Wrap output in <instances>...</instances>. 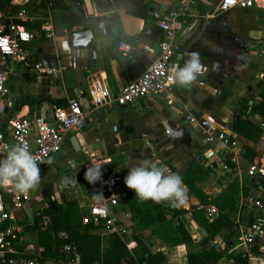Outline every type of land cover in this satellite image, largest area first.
Returning <instances> with one entry per match:
<instances>
[{"label": "crops", "instance_id": "1", "mask_svg": "<svg viewBox=\"0 0 264 264\" xmlns=\"http://www.w3.org/2000/svg\"><path fill=\"white\" fill-rule=\"evenodd\" d=\"M156 1L162 8L150 14L144 0H0V21H14L15 13H7L3 6L17 10L24 6L29 20L20 24L37 32L24 47L25 61L11 64L12 72L6 78L10 106L0 115L2 128L9 129L8 120L14 115H40L52 121L54 109L64 107L71 97L80 100L85 114L82 131L69 133L59 153L39 165L41 182L28 191L39 200L31 199L14 209L12 187H0L6 209L25 227L24 246L39 247L37 232L48 224L43 210L49 204H68L70 224L71 218L80 224L71 229L82 230V219L89 216L95 196L91 184L83 179L81 166L92 159L95 165L101 164L104 174L120 177L119 198L111 213L121 224H131L136 221L126 201L130 189L123 180L129 168L148 158L182 177L188 204L181 207L186 210L181 220L191 237L188 243L172 245L145 236L151 242L150 254L157 252H153L156 243L163 264H186L188 252L213 247L221 255L215 264H257L248 261L247 247L237 237L258 214L248 199L264 201V179L247 173L252 166L264 170L262 3L255 0L252 6L211 13L213 0H187L186 16L175 27L176 51L169 72L196 52L206 69L203 75L190 87L173 84L168 95L153 94L123 106L88 103L93 84L103 83L113 97L157 58L162 39L157 21L177 0ZM85 29L92 32L89 44L69 46L67 35ZM120 36L138 43L128 62L113 57V41ZM180 45L184 47L181 54L177 52ZM119 49L128 51L129 46L120 44ZM34 64L58 68L59 73L41 75ZM177 132L182 135L177 137ZM208 133L216 136L212 142L205 140ZM65 177L73 178L72 182L62 183ZM90 224V232L106 237L101 225H96L101 222ZM207 235L211 237L202 243ZM130 246L134 249L135 243ZM253 249L264 260V230Z\"/></svg>", "mask_w": 264, "mask_h": 264}, {"label": "built area", "instance_id": "2", "mask_svg": "<svg viewBox=\"0 0 264 264\" xmlns=\"http://www.w3.org/2000/svg\"><path fill=\"white\" fill-rule=\"evenodd\" d=\"M258 1L264 6V0ZM254 4L255 0H220L216 10L224 12L234 7H248ZM186 5L187 0H177L175 6L158 19L157 24L162 31V39L158 45L157 58L150 62L141 74L129 79L113 97L103 83L93 84L88 96V103L91 106L99 107L111 102L123 106L153 94H169L173 85L170 83L169 62L176 51L175 27L177 22L186 16ZM13 19L14 21L8 23L0 21V115L6 114L10 106L6 78L12 72L11 64L14 61H25L24 47L37 36L35 30L20 24L29 20L27 9L24 6L18 8ZM33 67L41 75L59 73L58 68L43 67L40 64H34ZM8 121L10 125L8 130H4L0 122V158L6 155L8 147L11 145L26 143L33 157L41 162L38 164L39 166L51 155L59 153L69 133L82 131L85 114L80 100L77 97H71L64 107L54 109L52 121H48L40 115H14ZM215 135L222 138L221 134ZM215 137L208 133L205 140L212 142ZM89 166H95L92 159L82 164L83 173ZM256 170L264 173L262 168L254 166L250 167L247 173L254 175ZM119 182L118 175L102 172L101 179L95 182L97 195L90 205L89 216L83 218L84 222H101L96 225H101L105 231L104 234L118 237L125 233V228L114 217L111 210L112 207L117 206ZM31 199L39 200L36 196L31 198L28 191L20 193L13 187L11 188L10 202L14 209L21 208L23 203ZM248 202L258 211V214L250 222L247 231L238 235L237 240L247 247L246 256L249 262L264 264V260L259 259L253 251L255 239L264 230V201L254 198L248 199ZM24 233L25 227L17 222L12 212L6 209L5 198L0 193V264H41V248L32 244L24 246ZM129 247L126 246L128 249H132L131 246ZM23 250H28L30 253L25 254ZM62 250L71 264H78L79 252L76 247L64 244ZM156 251L158 252L160 249L157 248Z\"/></svg>", "mask_w": 264, "mask_h": 264}, {"label": "trees", "instance_id": "3", "mask_svg": "<svg viewBox=\"0 0 264 264\" xmlns=\"http://www.w3.org/2000/svg\"><path fill=\"white\" fill-rule=\"evenodd\" d=\"M31 27H36V25L33 24ZM90 189L96 196V186L91 184ZM126 201L132 219L141 227L159 226L163 242L175 245L191 241L190 233L181 220V216L186 212L185 209L169 207L167 202L155 203L138 200L131 189L126 195ZM67 205L49 204L43 210L48 217V224L37 232L38 245L41 247V263L65 264L68 259L62 246L71 244L79 252L78 264H122V261L126 259L129 264H163L164 257L161 253L150 254L148 252L151 246L148 237L138 240V249L135 251L126 248L116 236L102 237L90 232L93 228L90 222H85L82 230L71 229ZM205 228L208 232L207 227ZM210 237V235L203 236L202 243L207 242ZM185 256L186 264H215L221 255L213 247H201L196 251L188 252Z\"/></svg>", "mask_w": 264, "mask_h": 264}, {"label": "clouds", "instance_id": "4", "mask_svg": "<svg viewBox=\"0 0 264 264\" xmlns=\"http://www.w3.org/2000/svg\"><path fill=\"white\" fill-rule=\"evenodd\" d=\"M205 70L199 53L193 52L182 66L173 70L170 83L190 87ZM175 135L178 137L182 133L177 132ZM39 163L41 162L33 157L26 143L11 145L6 155L0 158V187L11 185L20 193L35 188L41 182ZM101 176V164L89 166L83 173V179L88 184H94ZM72 179L65 177L62 183L69 184ZM123 182L138 200L167 202L169 207L176 209L187 207L188 191L183 185L182 177L162 163L144 158L128 169Z\"/></svg>", "mask_w": 264, "mask_h": 264}, {"label": "water", "instance_id": "5", "mask_svg": "<svg viewBox=\"0 0 264 264\" xmlns=\"http://www.w3.org/2000/svg\"><path fill=\"white\" fill-rule=\"evenodd\" d=\"M219 1L220 0H213L212 1V6H211V10H210L211 13L216 9ZM144 7L147 10V12L150 14H153V11L155 9L158 10L159 7L162 8V6H160L156 0H144ZM146 21L151 22L153 20H146ZM91 38H92V32L90 29H85V30L76 31V32H70L67 35L69 46L78 47V48L86 47L89 44V41ZM120 44H127L129 46V50L128 51L120 50L119 49ZM137 44H138L137 40L132 38V37L120 36V37L116 38L113 41V57L120 62H128V60L131 58L134 50L137 49V46H138ZM157 46H158V44H157ZM183 49H184V47H182L180 45L177 47V52L179 54H181L183 52ZM55 82L58 83V80ZM121 115H122V108L119 109L117 117L121 118ZM73 139H74V137H73ZM256 175L259 176L260 178L264 179V173H261L260 171L256 170ZM212 215L214 216L215 214L213 213ZM197 226H199V224H197ZM41 264H50V263L44 262Z\"/></svg>", "mask_w": 264, "mask_h": 264}, {"label": "rangeland", "instance_id": "6", "mask_svg": "<svg viewBox=\"0 0 264 264\" xmlns=\"http://www.w3.org/2000/svg\"><path fill=\"white\" fill-rule=\"evenodd\" d=\"M5 11L7 13H11L14 15V13H16L17 11V8L15 7H12V6H3ZM2 8V6L0 5V9ZM42 208V205L40 206ZM130 218V216H129ZM72 220V226H80V224L77 223V220H75L74 218H71ZM124 225V228H125V233L122 234L120 237H118L122 242H124L126 244V246L128 248H130L128 245L129 243L131 242H134L135 243V247H133L134 249L133 250H137L138 249V246H137V243H138V240L139 239H142L144 238L145 236H150V237H153V238H157L159 240H161V233L159 232L160 228L159 226H151V227H147V228H143L139 225V223L137 222H132L131 224H122ZM101 233L104 234L105 231L101 228ZM104 236H109L107 234H104ZM162 241V240H161ZM156 243L153 245V252H156ZM67 258V257H66ZM122 264H127V262L124 260L122 262Z\"/></svg>", "mask_w": 264, "mask_h": 264}]
</instances>
